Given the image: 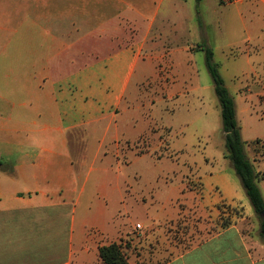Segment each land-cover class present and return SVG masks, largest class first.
I'll list each match as a JSON object with an SVG mask.
<instances>
[{"label":"crops","instance_id":"1","mask_svg":"<svg viewBox=\"0 0 264 264\" xmlns=\"http://www.w3.org/2000/svg\"><path fill=\"white\" fill-rule=\"evenodd\" d=\"M217 3L0 0V264H103L98 249L109 245L107 238L121 236L128 222L122 190L129 187L128 165H120L113 153L119 141L137 142L149 129L138 110L128 108V91L156 71L158 46L168 34L191 36L213 50V37H221L224 28ZM229 6L240 22H248L238 42L248 45L243 81L248 90L257 89L256 83L264 85V0ZM201 9L209 16L203 17ZM189 51L171 50V56ZM239 82L243 85L240 77ZM250 99L253 108L244 113L264 124V103ZM91 139L96 158L114 159L115 168L100 170L103 194L96 197L95 211L79 223L80 183ZM256 139L264 140V133ZM245 155L256 173H264L261 153ZM153 159L157 164L167 160ZM205 161L194 172L198 194L189 191L182 175L167 212H142L139 221L155 230L160 219L201 218L187 245L179 251L170 246L169 258L156 264H264V239L251 237L245 226L254 213L230 162L224 154L215 165L212 157ZM257 184L264 199V179ZM113 202L117 207L111 215ZM223 218L229 219L225 226ZM44 231H61V241L54 234L42 243L33 237Z\"/></svg>","mask_w":264,"mask_h":264},{"label":"rangeland","instance_id":"2","mask_svg":"<svg viewBox=\"0 0 264 264\" xmlns=\"http://www.w3.org/2000/svg\"><path fill=\"white\" fill-rule=\"evenodd\" d=\"M217 7L222 11L224 28L221 37L218 35L217 40L213 37L214 61L234 99L244 151L247 155L256 151L264 157V140L256 139L257 135L264 133V124H256L244 113V109L253 108L251 97L264 103V85L256 83L257 89L248 90L249 85L243 81L247 83L248 45L238 42L245 36L248 22H240L233 6L217 3ZM200 13L205 18L209 16L204 9ZM198 45L199 42L191 36H164L160 47L158 46L157 53L161 58L155 62L156 71L147 75L135 91L134 86L128 91V108L138 110L147 120L149 129L137 142L119 141V151L113 153L120 165H128L126 171L130 175L129 187L122 188L123 195L127 197L128 214L124 217L128 222L126 229L120 231L121 236L107 238L105 242L120 244L129 264L160 263L169 258L170 246H175L179 251L187 245L190 231L193 227L197 229V222L201 218L191 219L184 215L175 222L160 219L159 224H154L158 225L157 230L150 227L148 222L142 224L139 219L142 220V212L147 209L150 212L159 211L160 214L163 210L167 212L171 196L177 194L175 189L180 185L179 176L183 175L187 179L189 191L198 194L199 184L195 182L198 174H194L195 168L204 166L208 157L213 158L215 165L220 162L222 154H225L221 111L205 67L204 54L199 52ZM176 49L191 51L171 56V50ZM241 71L246 72L244 76L237 74ZM239 77L242 78L243 85H240ZM142 127L138 126L139 129ZM86 147L87 165L82 172L84 178L80 183V201L77 207L79 217L76 216L79 223L84 220L86 213L95 211L96 197L103 194L99 185L103 176L100 170L110 166L115 168L114 159L105 158L101 161L100 157L96 158V140H89ZM71 149L74 155V146ZM131 153L141 157L132 156ZM154 157L167 160L157 164ZM155 173L160 177L153 176ZM116 207L117 203L113 202L109 209L111 215ZM137 223L141 224V229H137ZM245 226L251 230V237L261 238L258 217L253 215ZM33 228L35 231V225ZM47 234L48 238L54 234L57 243L63 236L61 231H44L34 232L33 237L42 243ZM174 253L173 249L171 256Z\"/></svg>","mask_w":264,"mask_h":264},{"label":"trees","instance_id":"3","mask_svg":"<svg viewBox=\"0 0 264 264\" xmlns=\"http://www.w3.org/2000/svg\"><path fill=\"white\" fill-rule=\"evenodd\" d=\"M198 48L204 54L205 67L211 78L221 111L225 147L224 158L230 162L254 215L259 219V236L264 239V216H262L264 199L257 184L264 177V173H256L245 155L240 128L236 121L234 99L219 72L218 64L214 61L213 50L205 44L198 45ZM98 256L103 264H129L124 257L120 244L117 243L100 247Z\"/></svg>","mask_w":264,"mask_h":264},{"label":"built area","instance_id":"4","mask_svg":"<svg viewBox=\"0 0 264 264\" xmlns=\"http://www.w3.org/2000/svg\"><path fill=\"white\" fill-rule=\"evenodd\" d=\"M216 1L219 4L223 5V6H229V5L235 4L238 0H216ZM225 220L226 221H229L228 218H223L222 219V222H224ZM224 223H226V222H224ZM136 227H137V229H139L140 228V225H137Z\"/></svg>","mask_w":264,"mask_h":264},{"label":"water","instance_id":"5","mask_svg":"<svg viewBox=\"0 0 264 264\" xmlns=\"http://www.w3.org/2000/svg\"><path fill=\"white\" fill-rule=\"evenodd\" d=\"M262 216H264V212H262Z\"/></svg>","mask_w":264,"mask_h":264}]
</instances>
